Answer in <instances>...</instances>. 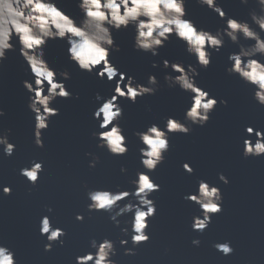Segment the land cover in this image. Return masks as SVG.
Returning <instances> with one entry per match:
<instances>
[{"label":"water","instance_id":"95a60500","mask_svg":"<svg viewBox=\"0 0 264 264\" xmlns=\"http://www.w3.org/2000/svg\"><path fill=\"white\" fill-rule=\"evenodd\" d=\"M0 264H264V0H0Z\"/></svg>","mask_w":264,"mask_h":264}]
</instances>
